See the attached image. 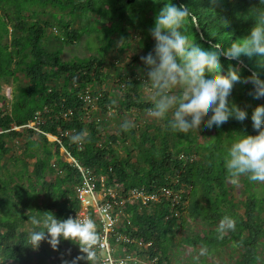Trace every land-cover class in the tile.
Masks as SVG:
<instances>
[{
	"label": "trees",
	"instance_id": "16d2710c",
	"mask_svg": "<svg viewBox=\"0 0 264 264\" xmlns=\"http://www.w3.org/2000/svg\"><path fill=\"white\" fill-rule=\"evenodd\" d=\"M164 2L0 0V91L5 82L14 86L7 103L0 94V264H63L83 255L77 244L66 239L55 249L47 239L35 249L28 245L34 217L50 212L62 220L74 217L79 207L74 185L80 176L60 147L103 176L106 186L124 191L132 187L182 189L178 203L166 197L147 206L134 200L124 203L118 230L151 242L137 250L138 254L147 253L160 264H169L171 237L193 222L198 229L187 238L188 246L208 251L235 245L240 251L232 264H258V245L264 236V181L240 176L242 196L235 200L224 168L230 143L242 133L257 131L250 116L257 104L264 105V97L253 98L252 85L242 82L252 72L264 79V67L255 55H241L238 60L219 57L221 74L232 69L242 78L233 85L229 99L245 110L244 121L230 117L219 127L205 128L202 117L197 130L177 132L165 120L139 123L137 115L127 131L120 125L109 133L100 129V119L110 112L115 111L118 118L132 110L147 112L151 106L140 95L144 79L124 76L123 68H114L120 94L110 99L101 89L109 77L103 66L115 40L119 41L118 53L133 42L146 54L153 49L149 29ZM172 3L189 7L199 17V30L193 27L190 33L195 42L207 46L223 41L227 46L230 40L248 34L253 11L264 0ZM49 28L55 32H48ZM91 35L97 42L94 54L62 58L65 45ZM139 70L146 74L144 63ZM85 90L91 98L88 103ZM81 131L87 133L84 142H71L70 137ZM48 135L55 139L49 140ZM225 216L235 226L218 238L216 227ZM124 249L131 250L133 245L119 244L118 251ZM76 264L88 262L78 260Z\"/></svg>",
	"mask_w": 264,
	"mask_h": 264
},
{
	"label": "clouds",
	"instance_id": "9594fccd",
	"mask_svg": "<svg viewBox=\"0 0 264 264\" xmlns=\"http://www.w3.org/2000/svg\"><path fill=\"white\" fill-rule=\"evenodd\" d=\"M253 24L248 34L230 40L208 42L204 46L194 41L191 28L199 27V17L189 7L165 0L149 29L154 39L153 49L140 57L146 67L144 91L151 106L148 116L155 120H165L177 132L219 127L230 117L237 121L246 119L244 109L229 99L233 84L242 81L236 70L227 74L219 72V57L238 60L241 55L258 58L264 67V5L253 11ZM207 69V71H206ZM242 82L252 85L253 98L264 97V79L252 72ZM255 134L242 133L226 149L224 168L233 183L240 176L249 181H264V105L257 104L250 116ZM125 120L120 129L127 131L133 127ZM87 137L84 131L70 137L73 143H82ZM34 226L29 233L28 245L37 248L41 240L47 239L55 249L60 240H70L78 245L79 253L71 261L63 264H76L86 260L95 264L97 244L95 222L87 217H67L58 219L50 212H44L31 220ZM234 221L223 217L217 224L218 238L234 228ZM207 249L201 247L198 255L203 256Z\"/></svg>",
	"mask_w": 264,
	"mask_h": 264
},
{
	"label": "built area",
	"instance_id": "2783aa9c",
	"mask_svg": "<svg viewBox=\"0 0 264 264\" xmlns=\"http://www.w3.org/2000/svg\"><path fill=\"white\" fill-rule=\"evenodd\" d=\"M83 97L89 102L91 98L88 90H85ZM66 115L67 112L63 113L64 117ZM64 152L80 176V180L74 185V197L79 204L74 217L91 218L96 225L98 240L94 250L97 264H160L156 256L150 257L147 253L137 252L150 246V241L143 242L118 230L122 222L123 206L127 200H134L139 206H147L162 197L168 198L171 203H178L182 189L174 192L164 186L157 191H147L143 187H132L124 191L106 186L103 176L96 175L92 168L81 165L67 151ZM119 244L133 245V249L119 252Z\"/></svg>",
	"mask_w": 264,
	"mask_h": 264
},
{
	"label": "rangeland",
	"instance_id": "374dc122",
	"mask_svg": "<svg viewBox=\"0 0 264 264\" xmlns=\"http://www.w3.org/2000/svg\"><path fill=\"white\" fill-rule=\"evenodd\" d=\"M51 30L55 32V28H49L48 32ZM48 38L50 39L51 37ZM50 40L52 42L51 44H55V41H53L52 38ZM118 44L119 41L115 40L113 47L108 51L105 57V64L103 66V71L106 74H109V77L103 81L101 84V89L108 93L110 99H115V97L120 94L116 84V82H118V78L116 76L117 71H114V68H123L124 76L142 80L146 79V74L139 70L140 64L143 63L140 57L146 53H144L141 48L137 47L134 42L129 48L125 49L121 53H118L116 49ZM96 45L97 42L93 35L90 37L83 36L80 39V42L65 45L61 56L64 60H68L73 57H82L87 54H94L96 52ZM135 57L137 58V61L132 60ZM233 85L236 87L237 82H235ZM98 87L99 86H94L96 89H98ZM144 87L145 85L141 87L140 95L143 100H147L148 97L145 94ZM13 88L14 86L11 81L2 84L0 94L4 97L5 103L10 100ZM89 105L91 106L93 104ZM115 114V111H113L110 112L108 116L105 115L102 118L100 117V129L102 127L106 130V132H112L117 126L120 125L123 119L132 121L137 115L139 116V119L136 118V120L139 121V123L148 122L150 120L158 121L148 116L147 112L137 110H132L130 114H125L124 116L118 118L115 116ZM32 125V123H29L27 126ZM48 138L51 141L55 139V137L50 135H48ZM60 151L62 154H64V156H67L65 155L64 149L62 147H60ZM66 158L69 160V157ZM228 184L231 189V193L235 197V200L240 199L242 196L240 178H238V181L235 183H233L231 179H228ZM197 229L198 224L191 222L187 224L184 229L177 231V233L171 237L170 251L168 254V258L170 260L169 264H232L233 261L238 257L240 248L231 244L218 249H208L205 255L199 256L198 253L201 247L198 245L188 246L186 242L189 235L191 236L192 234L196 233ZM66 250L69 251V248H66ZM258 254V264H264V236L259 242Z\"/></svg>",
	"mask_w": 264,
	"mask_h": 264
},
{
	"label": "water",
	"instance_id": "95a60500",
	"mask_svg": "<svg viewBox=\"0 0 264 264\" xmlns=\"http://www.w3.org/2000/svg\"><path fill=\"white\" fill-rule=\"evenodd\" d=\"M197 28V27H196ZM197 30H199V28H197Z\"/></svg>",
	"mask_w": 264,
	"mask_h": 264
},
{
	"label": "crops",
	"instance_id": "0c3cea01",
	"mask_svg": "<svg viewBox=\"0 0 264 264\" xmlns=\"http://www.w3.org/2000/svg\"><path fill=\"white\" fill-rule=\"evenodd\" d=\"M67 159V158H66Z\"/></svg>",
	"mask_w": 264,
	"mask_h": 264
}]
</instances>
